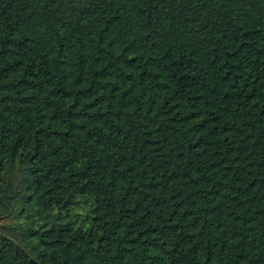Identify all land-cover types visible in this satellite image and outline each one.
I'll return each mask as SVG.
<instances>
[{"label": "trees", "instance_id": "trees-1", "mask_svg": "<svg viewBox=\"0 0 264 264\" xmlns=\"http://www.w3.org/2000/svg\"><path fill=\"white\" fill-rule=\"evenodd\" d=\"M0 264H264V0H0Z\"/></svg>", "mask_w": 264, "mask_h": 264}]
</instances>
